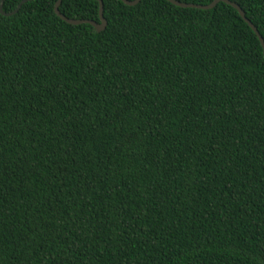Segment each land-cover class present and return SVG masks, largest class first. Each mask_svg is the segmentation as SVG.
<instances>
[{
    "label": "trees",
    "instance_id": "1",
    "mask_svg": "<svg viewBox=\"0 0 264 264\" xmlns=\"http://www.w3.org/2000/svg\"><path fill=\"white\" fill-rule=\"evenodd\" d=\"M230 1L264 40V0ZM55 2L0 13V264H264L255 32L223 1L102 0L100 32Z\"/></svg>",
    "mask_w": 264,
    "mask_h": 264
},
{
    "label": "water",
    "instance_id": "2",
    "mask_svg": "<svg viewBox=\"0 0 264 264\" xmlns=\"http://www.w3.org/2000/svg\"><path fill=\"white\" fill-rule=\"evenodd\" d=\"M28 0H21V2L17 5V7L11 11V12H5L3 10V0H0V13L2 15H6L9 16L13 13H15L21 6L22 3L26 2ZM98 1V18L99 21H95V20H91V19H73V18H68L65 15H63L60 11H59V6L61 4V0H56L55 4H54V12L57 16H59L63 21H65L66 23L69 24H73V25H78V24H89L91 25L97 32H100L102 30L105 29L106 25H107V21L103 16V2L102 0H97ZM122 2H124L127 5H135L136 3H138L140 0H121ZM177 6L180 7H192V8H200V9H210L212 7H214L219 1H223L227 4H230L231 6H233L240 14V16L242 17V19L248 24V26L255 32L261 47H262V51H263V55H264V40L262 38V36L259 34L257 28L253 25V23L245 16L244 11L240 8V6L238 4H236L235 2H232L230 0H213L211 1L209 4H196V3H187V2H180L178 0H167Z\"/></svg>",
    "mask_w": 264,
    "mask_h": 264
}]
</instances>
